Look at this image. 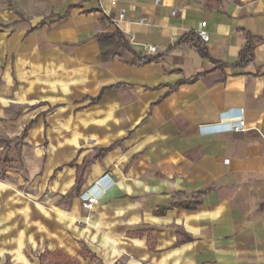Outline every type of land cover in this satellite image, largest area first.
I'll list each match as a JSON object with an SVG mask.
<instances>
[{"label":"crops","instance_id":"obj_1","mask_svg":"<svg viewBox=\"0 0 264 264\" xmlns=\"http://www.w3.org/2000/svg\"><path fill=\"white\" fill-rule=\"evenodd\" d=\"M202 23L206 58L181 42ZM239 107L245 132L198 134ZM261 133L264 0H0V155L35 145L32 186L57 197L28 204L4 169L0 264H264Z\"/></svg>","mask_w":264,"mask_h":264},{"label":"built area","instance_id":"obj_2","mask_svg":"<svg viewBox=\"0 0 264 264\" xmlns=\"http://www.w3.org/2000/svg\"><path fill=\"white\" fill-rule=\"evenodd\" d=\"M121 13L119 18H122ZM205 24L202 23L197 30L196 35L202 43L208 41V34L204 30ZM155 48L148 47L145 53H153ZM246 123L243 108H228L223 110L218 115V121L215 123L200 124L197 127L198 134L201 136H209L225 133H243L246 131ZM264 143V133H261ZM114 186V181L109 173H102L94 182L79 194L81 209L86 213L84 222L88 223L90 213L98 201Z\"/></svg>","mask_w":264,"mask_h":264},{"label":"rangeland","instance_id":"obj_3","mask_svg":"<svg viewBox=\"0 0 264 264\" xmlns=\"http://www.w3.org/2000/svg\"><path fill=\"white\" fill-rule=\"evenodd\" d=\"M13 144V143H12ZM35 145L26 144L21 149V155H16L11 150L10 155L6 157L0 155V159L6 158L8 163L0 168V177H2L4 169L8 172L9 180L12 181L13 192H18L28 204H38L45 210H49L55 204L57 197L50 189H46L44 193H40V189L32 186L34 179L33 168L35 166ZM24 181V182H23ZM30 211V209L28 208ZM28 211V212H29ZM31 212V211H30ZM39 252V248L34 245L33 250L29 252L28 259L34 258ZM28 256V253H26Z\"/></svg>","mask_w":264,"mask_h":264},{"label":"trees","instance_id":"obj_4","mask_svg":"<svg viewBox=\"0 0 264 264\" xmlns=\"http://www.w3.org/2000/svg\"><path fill=\"white\" fill-rule=\"evenodd\" d=\"M99 49H100V56L102 60L108 61L112 59L115 55V51L118 47H127V43L125 42L124 38L122 37L119 31L114 32L113 34H100L97 36ZM181 42H189L197 51L198 53L206 58L207 53L203 46L201 40L197 37V35L190 36L189 38L183 37ZM239 60L243 63H247L251 60V50L250 47H245L242 52L240 53ZM79 193V182H76V185L72 189L70 193L67 194V197H77ZM157 213L162 214L163 210H159Z\"/></svg>","mask_w":264,"mask_h":264}]
</instances>
